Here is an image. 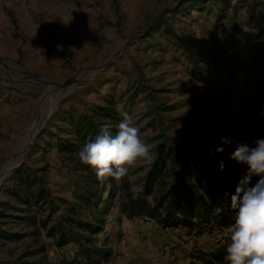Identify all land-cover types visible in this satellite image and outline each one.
Segmentation results:
<instances>
[{
    "label": "rangeland",
    "instance_id": "rangeland-1",
    "mask_svg": "<svg viewBox=\"0 0 264 264\" xmlns=\"http://www.w3.org/2000/svg\"><path fill=\"white\" fill-rule=\"evenodd\" d=\"M132 35L118 57L85 81L88 70L111 59ZM242 63L251 65V73L245 87L236 89L229 73ZM244 76L236 75L235 82ZM72 79L78 85L72 92L59 87ZM65 91L69 93L60 98L22 163L0 176V264H23L22 257L39 246L17 219L28 207L12 192L24 174L41 169L42 185L58 200L54 219L67 216L73 207L81 221L99 229L91 248L101 253L92 251L89 259L79 256L80 264H124L129 245H139L140 251L158 244L160 253H169L175 240L188 246L189 259L205 256L210 251L197 240L214 246L209 233H174L172 239L174 229L122 215L126 196H141L151 164L101 185L63 148L70 142L79 145L89 121L98 130L103 124L115 130L123 112L132 116L142 139L154 145L155 158L163 144L175 149L174 161L179 154L201 161L207 157L205 145L231 134L254 146L264 138V0H0V165L22 149L40 120L35 117L40 103L48 109ZM101 109L111 111L100 114ZM212 118L222 119L230 129L198 133V123ZM233 162L239 175L234 194L246 167ZM169 167L177 165L171 162ZM89 182L97 199L86 204L76 198ZM39 211L30 208L37 217ZM10 234L24 237L14 240ZM39 242L44 254L28 261L72 262L79 251L75 244L58 248L43 234Z\"/></svg>",
    "mask_w": 264,
    "mask_h": 264
},
{
    "label": "trees",
    "instance_id": "trees-1",
    "mask_svg": "<svg viewBox=\"0 0 264 264\" xmlns=\"http://www.w3.org/2000/svg\"><path fill=\"white\" fill-rule=\"evenodd\" d=\"M250 73L251 65L248 63L232 67L229 73L230 80L234 81L232 86L236 89L245 87L243 81ZM236 75L245 76L235 82ZM108 111L111 110L101 109L100 114ZM106 115L110 117L109 114ZM89 125L79 136V145H73L74 142H70L63 148L66 154L77 157L81 148L98 134L99 130L93 122L89 121ZM214 129L228 130L230 126L224 124L222 119L212 118L198 123L196 128L198 133L211 132ZM228 137L227 143L213 142L205 145L204 154H207V157L201 161L185 154H179L178 159L174 161L175 149L166 148L160 144L157 147L156 158L144 177L141 196L127 195L126 200L121 204L122 215L128 219L145 218L162 229L186 228L189 233L195 232L197 236H202L206 230L207 233H211L212 228L223 229L234 223V212L229 203L230 196L233 194L232 185L239 175L232 166L234 160H231L230 156L239 141L232 134ZM218 147H222L223 152L217 153ZM221 161L224 165L223 170L220 169ZM171 162L177 165L175 169L169 167ZM77 163L80 169L95 176L90 168L79 162L78 157ZM23 176L24 178L19 180V186L12 192V195L21 205L28 208L21 212L23 216L17 219L25 222L30 230L28 236L34 244L39 246L36 250L27 252L22 257V263L39 264L36 260L28 261L27 258H35L37 255L44 254L45 246L39 242L42 234L44 238L53 240L58 248L68 244L78 246L79 251L74 255L72 262L60 264H80L78 257L89 259L92 251L100 254L99 249L91 248L93 237L99 229L95 225L81 221L73 207L68 208L67 216L60 215L59 218L54 219L53 215L58 210L56 204L58 200L48 188L42 185L43 170H36L33 174ZM89 183L83 187L82 194L76 198L83 199L86 204H89L91 199L93 201L97 199L96 194L92 195L94 183ZM225 193L229 196L225 197ZM31 206L39 207L40 217L30 213ZM217 208L221 209L218 213L215 211ZM8 237L20 240L24 236L10 234ZM223 254L222 244L213 253L197 259L204 264H222Z\"/></svg>",
    "mask_w": 264,
    "mask_h": 264
},
{
    "label": "clouds",
    "instance_id": "clouds-1",
    "mask_svg": "<svg viewBox=\"0 0 264 264\" xmlns=\"http://www.w3.org/2000/svg\"><path fill=\"white\" fill-rule=\"evenodd\" d=\"M121 115L115 130L112 125H101L94 139L77 153L79 162L93 171L101 185L110 178L119 182L130 169L150 165L155 159L154 145L142 139L132 116L127 112ZM253 145L237 143L230 156L231 160L245 166L246 171L230 196L234 223L216 235L218 241H223L222 264H264V138L255 140ZM223 150L218 147L216 152ZM223 167L221 161L220 169ZM228 196L225 193V197ZM215 211L218 213L221 209Z\"/></svg>",
    "mask_w": 264,
    "mask_h": 264
},
{
    "label": "crops",
    "instance_id": "crops-1",
    "mask_svg": "<svg viewBox=\"0 0 264 264\" xmlns=\"http://www.w3.org/2000/svg\"><path fill=\"white\" fill-rule=\"evenodd\" d=\"M188 231L186 228H177L174 229V232H171L173 234L172 239H174V233H177V235H186V231ZM171 239V240H172ZM182 239V238H180ZM197 245L200 246L201 249H205L206 251H210V253H213L216 251L219 246H213V245H206L203 241L205 240H197ZM183 242H178L175 240L170 245L177 246L176 252H165V254L160 253L158 250V244H155V246H141V250L139 251L140 246L139 245H129L128 246V253L124 254L125 262L124 264H204L201 260L197 258L189 259L188 253H185V248H188V246L183 245ZM173 244V245H172ZM160 247V246H159ZM148 248V249H145ZM189 249V248H188ZM210 253H207L204 255H208ZM171 254V255H170ZM200 255V254H199ZM123 259V258H122ZM121 261V258H120Z\"/></svg>",
    "mask_w": 264,
    "mask_h": 264
},
{
    "label": "bare ground",
    "instance_id": "bare-ground-1",
    "mask_svg": "<svg viewBox=\"0 0 264 264\" xmlns=\"http://www.w3.org/2000/svg\"><path fill=\"white\" fill-rule=\"evenodd\" d=\"M91 76H92L91 73L87 74L85 81L90 79ZM76 82H77L76 79H72L70 81L69 89H70L71 92H72L74 86H76V84H77ZM57 89H60V88H57ZM67 93H69V91L68 92L65 91V92L58 93V95L54 99V102H53L52 106L50 108H48V109L45 107V103L44 102L40 103V105L38 106V108L36 110V116H35V117H37L38 115H40V120L38 121L36 126H33V129L31 130V133H29L30 135H28V137L22 143V149L20 151L19 150L18 151L15 150L14 152H12L10 157L7 160H5L3 164L0 165V176H2L4 171L9 170L11 167L15 166L16 164H18L20 162L22 157L27 152L29 145L34 140L35 134L46 124L49 116L53 113L54 109H56L57 105L60 103V98L63 95L67 94Z\"/></svg>",
    "mask_w": 264,
    "mask_h": 264
},
{
    "label": "water",
    "instance_id": "water-1",
    "mask_svg": "<svg viewBox=\"0 0 264 264\" xmlns=\"http://www.w3.org/2000/svg\"><path fill=\"white\" fill-rule=\"evenodd\" d=\"M161 14V13H160ZM160 14L155 18V20L160 16ZM154 20V21H155ZM153 23V22H152ZM150 27V26H149ZM135 35H132V36H130L129 38H127L126 39V41L122 44V46H121V49L111 58V59H109V60H107V61H105L104 63H102L101 65H99V66H97V67H95V68H93V69H90V70H88V72H89V74L91 73V77H90V79L91 78H93L96 74H98L102 69H104L105 67H106V65L110 62V61H112L113 59H115L116 57H118V55L120 54V52L122 51V49L130 42V40L134 37ZM86 84H88V82L86 83ZM69 86H70V81L69 82H67V84H64V85H62V86H59L61 89H67V88H69ZM75 88H78V85H76V86H74V88H73V90L75 89ZM44 127V126H43ZM43 127L35 134V137L42 131V129H43ZM4 162H2L1 164H3ZM22 163V160H20V162L17 164V165H15V166H13V167H11L9 170H6V171H4L3 172V174H2V176H4V175H6L10 170H12V169H14V168H16L17 166H19L20 164Z\"/></svg>",
    "mask_w": 264,
    "mask_h": 264
},
{
    "label": "built area",
    "instance_id": "built-area-1",
    "mask_svg": "<svg viewBox=\"0 0 264 264\" xmlns=\"http://www.w3.org/2000/svg\"><path fill=\"white\" fill-rule=\"evenodd\" d=\"M182 229V228H181ZM222 229H219V228H212V231H211V233H209V234H211V242H212V244H214L215 246H220V245H222L223 244V241H218L217 239H216V235H217V233L218 232H220ZM184 231H186V230H184ZM208 231L206 230V232L204 233V234H208L207 233ZM186 234H190L191 236H197L196 234H195V232H191V233H189L188 231H186ZM172 248H171V252H173V253H175L177 250H176V248H175V246L173 245V246H171Z\"/></svg>",
    "mask_w": 264,
    "mask_h": 264
}]
</instances>
